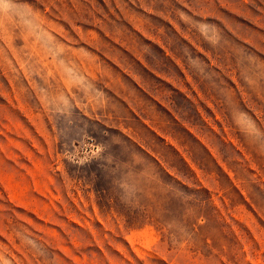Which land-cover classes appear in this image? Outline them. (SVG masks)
<instances>
[{"label":"rangeland","instance_id":"obj_1","mask_svg":"<svg viewBox=\"0 0 264 264\" xmlns=\"http://www.w3.org/2000/svg\"><path fill=\"white\" fill-rule=\"evenodd\" d=\"M0 264H264V0H0Z\"/></svg>","mask_w":264,"mask_h":264}]
</instances>
